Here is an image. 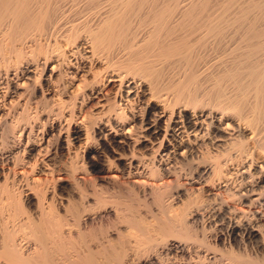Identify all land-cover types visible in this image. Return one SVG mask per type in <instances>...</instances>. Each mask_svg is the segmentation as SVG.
<instances>
[{
	"label": "bare ground",
	"instance_id": "6f19581e",
	"mask_svg": "<svg viewBox=\"0 0 264 264\" xmlns=\"http://www.w3.org/2000/svg\"><path fill=\"white\" fill-rule=\"evenodd\" d=\"M0 188L11 219L37 210L0 222V263L203 264L191 241L264 264V0H0Z\"/></svg>",
	"mask_w": 264,
	"mask_h": 264
},
{
	"label": "rangeland",
	"instance_id": "374dc122",
	"mask_svg": "<svg viewBox=\"0 0 264 264\" xmlns=\"http://www.w3.org/2000/svg\"><path fill=\"white\" fill-rule=\"evenodd\" d=\"M244 1H247V0H241V3H243ZM238 6H235L233 9H235L236 8V10H233L232 11V9L230 10V12L228 13L230 16H231V13H232V15H234L236 12H237V10H238V8H237ZM220 11L221 10V7H220V10L216 7V10L215 11ZM234 31V30H233ZM229 40H230V37H229ZM229 45H230V47H229ZM235 46V45H234ZM234 46L231 44V43H227V45H225V48H224V46H222L221 48L222 49H218V51H216V50H214V53H212V51H211V56L212 57H210V62L213 64V63H215L216 64V62H220L222 59L224 60V61H226V60H229V59H227V58H229V53H230V51L234 48ZM233 47V48H232ZM228 56V57H227ZM213 60V61H212ZM60 158V159H59ZM66 158H64L62 155L60 156H58V158L56 159V165H58L59 166V168H61V169H67L68 167L67 166H69V161L67 160ZM67 165V166H66ZM62 166V167H61ZM66 166V167H65ZM92 177H93V175H92ZM68 178V177H67ZM68 180L71 182V180H70V178H68ZM1 189L2 188H0V199H2V200H0V212L2 213L3 212V214H1L0 213V222H2V221H6V222H8V226L12 229V228H18L20 225H22L23 223H25V222H27L28 221V219L32 216L33 218H34V216L37 214V210L36 209H33L34 211L33 212H28L27 213V209H26V213H23V214H21L20 216H18L17 218H15V219H11L10 218V213L12 212V206H10V202H9V200H7L6 199V195H4V193H3V191H1ZM14 189V188H13ZM73 188H63V189H61V190H57V194L58 195H60V196H62V197H64V198H66L67 200L70 198L69 196H71V197H74V196H77V195H79L78 194V191L76 190V189H73ZM71 190V191H70ZM77 192V193H75L74 194V192L75 191ZM83 190L85 191V190H88V192L91 194L92 192H93V190H94V188H83ZM116 190H117V188H108V189H106V191H107V196H111V195H115L116 193H118V192H116ZM123 192H122V194H123V196L124 197H126V198H128V199H131L130 201H132V203H133V205L135 206V209H136V212H137V214L139 215V216H141V217H143V220L145 221V222H148V221H151V220H153L152 218L154 217L153 215H157V214H159V209L156 207V205H150V204H147L146 203V201L145 200H148L149 198H150V196H149V194H144L143 192H140L139 194H138V192H130V190H128V189H124V190H122ZM104 192H105V190H104ZM27 193V192H26ZM28 194V193H27ZM77 194V195H76ZM130 194V195H129ZM23 195H25V194H23ZM77 198V197H76ZM146 198V199H145ZM77 200H78V198H77ZM150 200V199H149ZM144 201H145V203H144ZM150 205V206H149ZM149 206V207H148ZM45 208L47 209V211H49L50 210V208L49 207H47V206H45ZM97 212L98 211H92V212H90L89 213V215H88V217L90 216L91 217V219H89L88 220V225L90 226H88V228H91L92 230L94 229V232H98V230H101V228H102V231L104 230L103 228L104 227H106L105 228V233H106V235L108 236L107 237V239L108 238H113L114 237V239H115V241H118V236H119V238L121 237L119 234H118V236H117V231L115 232V230H117L118 228H120L121 230H126L127 229V226H121V224L120 225H118V224H116V213L115 212H113V213H111V215L110 216H108V215H104V213H102V215L100 216V215H97ZM115 213V214H114ZM157 213V214H156ZM170 214L172 213V211H170L169 212ZM153 214V215H152ZM59 215H61L62 217H66L67 219L68 218H70L71 217V215H70V213H68V212H65L64 210H59ZM147 219V220H146ZM113 222V223H112ZM115 223V225H113ZM109 224V225H108ZM111 224V225H110ZM113 225V228L112 227H110V226H112ZM114 226H116L117 227V229H115V227ZM119 226V227H118ZM212 226V227H211ZM211 226L210 227H206V230H204V231H200V229L198 228V230H196L195 231V233H196V235L197 236H199V237H202L204 234H205V236L206 237H208V240L209 241H212V243L214 242L213 241V238H214V235H215V233L216 232H218L219 231V229H220V226L219 225H217V223H212L211 224ZM93 227V228H92ZM108 227H110V229H112V230H110ZM218 227V228H217ZM217 228V229H216ZM104 231L103 232H101V231H99L98 233H100L101 232V234H97V233H95L99 238H104L103 239V241L105 240H107L105 237V233H104ZM109 231V232H108ZM198 231H200V233L198 232ZM206 231V232H205ZM208 232V233H207ZM115 233V235H113ZM103 234V235H102ZM207 234V235H206ZM2 234H1V232H0V242H1V240H2V236H1ZM102 236V237H101ZM122 238V237H121ZM125 238V237H124ZM101 239V240H102ZM123 239V238H122ZM126 239V240H125ZM125 239H123V241L125 240V242H127V240L129 241V242H127V243H130V245L131 246H134V245H136V240L133 238V237H131L130 238V236H127V238H125ZM190 243V244H189ZM193 242H191V241H189L188 242V244L191 246V256H192V258L193 259H195V260H197V259H199V258H201V259H203V264H229V261H230V259H229V257L228 256H226V254H222V253H224V248H222V246L220 245V244H218L216 247H215V249H207L206 247L204 248V246H200L198 243H193ZM95 244L96 243H93L92 245L93 246H95ZM196 244V245H195ZM221 249H220V248ZM226 248V247H225ZM206 249V250H205ZM202 250V251H201ZM199 251H200V253H199ZM208 251H210V252H208ZM197 252L199 253V255H197ZM208 252V253H207ZM131 254V256H129V258H130V260H131V263L132 264H136L138 261L137 260H139V259H137V258H139V255L138 254H134L133 252H131L130 253ZM193 254V255H192ZM203 254V255H202ZM137 255H138V257H137ZM145 257V255L143 254L142 255V257ZM199 256V257H198ZM204 256H207V257H204ZM210 256H214L213 258H208V257H210ZM134 258V259H133ZM224 258V259H223ZM225 259H227V260H225ZM229 259V260H228ZM133 261V262H132ZM209 261V262H208ZM211 261V262H210ZM135 262V263H134ZM213 262V263H212ZM215 262V263H214ZM0 264H4V263H0Z\"/></svg>",
	"mask_w": 264,
	"mask_h": 264
}]
</instances>
